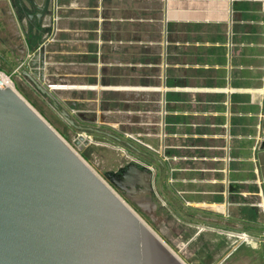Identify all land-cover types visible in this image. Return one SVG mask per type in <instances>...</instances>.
<instances>
[{
  "label": "crops",
  "instance_id": "0c3cea01",
  "mask_svg": "<svg viewBox=\"0 0 264 264\" xmlns=\"http://www.w3.org/2000/svg\"><path fill=\"white\" fill-rule=\"evenodd\" d=\"M5 2L21 70L41 43L49 90L144 138L132 155L225 248L218 264H264V0Z\"/></svg>",
  "mask_w": 264,
  "mask_h": 264
},
{
  "label": "water",
  "instance_id": "95a60500",
  "mask_svg": "<svg viewBox=\"0 0 264 264\" xmlns=\"http://www.w3.org/2000/svg\"><path fill=\"white\" fill-rule=\"evenodd\" d=\"M45 51L41 43L32 46L22 75L57 105ZM61 115L75 125L65 109ZM154 178L136 163L101 178L0 82V264H185L114 190L151 195Z\"/></svg>",
  "mask_w": 264,
  "mask_h": 264
},
{
  "label": "rangeland",
  "instance_id": "374dc122",
  "mask_svg": "<svg viewBox=\"0 0 264 264\" xmlns=\"http://www.w3.org/2000/svg\"><path fill=\"white\" fill-rule=\"evenodd\" d=\"M8 12L7 3L5 0H0V73L6 75L12 81L14 88L19 94L82 156L101 178H105L106 172L114 171L130 163L131 159L135 160L132 154L127 153L126 143L124 145L121 141L125 140L129 144L139 146L140 144H146L144 138L141 137V141L139 139L135 140L133 137L130 139L126 137L127 134H125L124 138L121 135L122 133L112 131V129L110 133L116 135L120 140L115 138L109 139V136L97 134L95 136L91 135L93 143L84 149L74 145L73 141L81 133L69 128V125L62 118L58 109L53 107L51 99L41 94L26 77L24 78L21 75V65H17L16 54L25 47V44H23L21 39L22 35L17 21L15 23L14 16ZM12 50L16 54L11 53ZM26 64L27 60L22 65L25 67ZM44 86L46 87V84ZM52 87L51 85V89H53ZM57 94L60 98H63L62 96L65 95V92L59 90ZM65 107L64 103L60 106L61 109ZM72 112L77 113L80 111L73 108ZM111 116L109 119L111 123L108 122L106 124L113 126L112 123L117 120V117L116 115ZM114 190L185 264H218L217 260L225 256V248L216 245L213 250H210L213 246L208 234L204 233L200 237H197L198 220L191 213L185 214L173 200L168 199L166 202L155 193L152 207L143 204L138 205L129 201L126 196L115 188ZM163 230L171 238H174L173 240L179 238L180 241L177 240L172 243L163 235ZM179 245L181 246L180 248L177 247ZM184 248L188 250L186 254L183 251Z\"/></svg>",
  "mask_w": 264,
  "mask_h": 264
},
{
  "label": "flooded vegetation",
  "instance_id": "af4514ba",
  "mask_svg": "<svg viewBox=\"0 0 264 264\" xmlns=\"http://www.w3.org/2000/svg\"><path fill=\"white\" fill-rule=\"evenodd\" d=\"M52 96L54 97V99H55V101L57 103V105H55V103L51 99L52 105H53V107H55L56 109H58V111L60 112V115H61V108H60V106H62L63 103H61L60 102V99L57 98V96L54 95L53 93H52ZM64 109H66L67 113L69 114L70 119H72L74 121V123H75V125H72L69 121H67L66 119H64L62 117L66 121V123L69 125V128L75 129V130H77V131H79L81 133L77 137V139H75L73 141L74 145L77 146V147H79V148H81V149H84L86 146L88 147V146H90L93 143V141H92L93 139H92L91 135H94L95 136V135L98 134V135H103V136H109L110 137L109 139H114L115 138V139L120 140L118 137H116V135H114L113 133H110L111 129H112V131L114 130L116 132L122 133L121 135L124 138H125V134H128L126 127L124 125H120L118 123V121H114L112 123L114 127L111 126L110 124H104L103 126L102 125H97L95 123V121L94 122H87L85 120L86 118H85V115L83 113H80V112L73 113L71 107L68 106V105ZM79 127H81V128H79ZM89 128L96 130V132L95 131H90ZM130 139H132V138H130ZM77 142H79V143L77 144ZM121 143H123V144L126 143V145H127L126 146L127 147V149H126L127 150V153L128 154H132L133 150L131 149V147L129 145V142L128 141L126 142L125 140H122ZM139 154H137V155L140 158H138L137 160L131 159V162L130 163H136L139 166H146V167L151 168L150 165L148 163H146V159H148L149 157L144 156L142 154L139 155ZM156 159H157V157H155V156H154V159L153 158L152 159L150 158V160H156ZM126 165H124V166H126ZM119 168L116 169V170H114V171H112V172H117L119 170ZM118 191L121 192L124 196H126V198L129 201H131L133 203H136L138 205L139 204L149 205L150 207H152V205H153V198H154V195H155V191L151 195H144L143 197H140L139 195H133V196L131 195V197H129L124 191H122V190H118ZM165 237L168 240H170L172 243L176 242L177 240L180 241L179 238L177 240L176 239L173 240V239H170V237L168 238L167 235ZM185 250L186 249L184 248L183 251L186 254L188 250H186V251Z\"/></svg>",
  "mask_w": 264,
  "mask_h": 264
},
{
  "label": "bare ground",
  "instance_id": "6f19581e",
  "mask_svg": "<svg viewBox=\"0 0 264 264\" xmlns=\"http://www.w3.org/2000/svg\"><path fill=\"white\" fill-rule=\"evenodd\" d=\"M0 82L2 88H12L15 89L13 86L12 81L4 74L0 73Z\"/></svg>",
  "mask_w": 264,
  "mask_h": 264
},
{
  "label": "built area",
  "instance_id": "2783aa9c",
  "mask_svg": "<svg viewBox=\"0 0 264 264\" xmlns=\"http://www.w3.org/2000/svg\"><path fill=\"white\" fill-rule=\"evenodd\" d=\"M126 137L131 138V137H133V135H131V134L129 133V134L126 135Z\"/></svg>",
  "mask_w": 264,
  "mask_h": 264
}]
</instances>
